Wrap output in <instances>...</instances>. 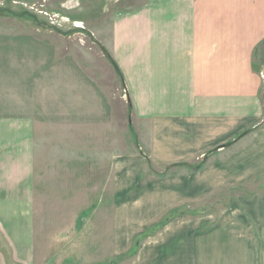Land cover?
I'll return each instance as SVG.
<instances>
[{
	"label": "crops",
	"instance_id": "0c3cea01",
	"mask_svg": "<svg viewBox=\"0 0 264 264\" xmlns=\"http://www.w3.org/2000/svg\"><path fill=\"white\" fill-rule=\"evenodd\" d=\"M100 42L137 122L148 125L154 163L212 162L167 186L157 210L137 218L128 231L139 245L128 264H264V192L237 197L217 215L162 218L264 177V69L254 64L264 47V0H150L116 13ZM57 54L26 36L0 39V264H35L42 130L112 121L94 79ZM121 221L117 240L127 248ZM147 224H156L149 234L141 232Z\"/></svg>",
	"mask_w": 264,
	"mask_h": 264
},
{
	"label": "rangeland",
	"instance_id": "374dc122",
	"mask_svg": "<svg viewBox=\"0 0 264 264\" xmlns=\"http://www.w3.org/2000/svg\"><path fill=\"white\" fill-rule=\"evenodd\" d=\"M148 1L0 0V39L26 36L57 47V55L70 58L94 79L113 110L111 124L104 129L42 130L34 206L35 264H128L139 245L140 237L128 231L137 218L157 210L167 186L191 180L200 164L212 163L209 156L168 168L154 163L146 144L148 125L137 122L122 77L100 46L116 13ZM259 52L254 58L257 71L264 69V63L258 64L264 61V47ZM261 76L264 80L263 72ZM258 192H264V177L214 190L202 202L166 210L162 218L181 212L217 215L233 199ZM117 220L126 222V236L131 238L125 242L127 248L117 240ZM156 224H147L141 232L151 233ZM1 246L7 249L2 241Z\"/></svg>",
	"mask_w": 264,
	"mask_h": 264
}]
</instances>
